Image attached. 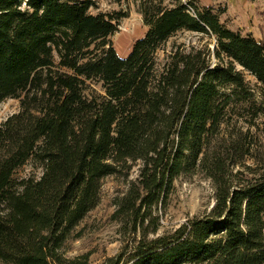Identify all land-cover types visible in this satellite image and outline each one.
Wrapping results in <instances>:
<instances>
[{
	"label": "trees",
	"instance_id": "16d2710c",
	"mask_svg": "<svg viewBox=\"0 0 264 264\" xmlns=\"http://www.w3.org/2000/svg\"><path fill=\"white\" fill-rule=\"evenodd\" d=\"M96 1L0 0V103L20 104L0 126V264H88L64 245L101 181L134 163L113 216L128 243L104 264H264V108L241 73L264 89V43L190 1L115 0L147 28L122 59L110 39L127 14H91ZM183 31L214 49L178 45L160 61ZM30 159L42 176L15 180ZM197 175L212 207L158 235L173 184Z\"/></svg>",
	"mask_w": 264,
	"mask_h": 264
},
{
	"label": "rangeland",
	"instance_id": "374dc122",
	"mask_svg": "<svg viewBox=\"0 0 264 264\" xmlns=\"http://www.w3.org/2000/svg\"><path fill=\"white\" fill-rule=\"evenodd\" d=\"M196 10L211 8L219 15V20L228 29L241 35L251 34L257 41L264 43V0H187ZM96 9L91 14L125 12L127 17L118 22L117 33L111 37V43L117 55L124 59L132 50L135 42L142 39L147 32L142 17L133 5L115 3V0H97ZM182 45L189 49L208 46L215 47V39L190 32H179L168 40L159 52L161 61L174 46ZM241 71L240 68H237ZM247 87L254 96L257 105L264 108V89L255 78L241 71ZM100 84L92 83L91 92L100 93ZM20 110L18 100L9 99L0 103V126L12 115ZM246 118V117H245ZM259 124L264 121L259 120ZM264 129V126H261ZM140 163L131 164L130 170H125L115 176L104 178L101 181L99 203L84 220L74 229L62 250L67 259H76L88 256V264H104L122 252L128 243L122 224L113 216L117 210L118 201L125 196L130 184L135 182L139 175ZM43 167L34 159L17 169L13 178L17 181L39 179ZM213 204V189L210 182L201 175L191 178H180L174 184L164 208H158L160 229L158 235L172 232L186 220L198 217L207 212Z\"/></svg>",
	"mask_w": 264,
	"mask_h": 264
},
{
	"label": "built area",
	"instance_id": "2783aa9c",
	"mask_svg": "<svg viewBox=\"0 0 264 264\" xmlns=\"http://www.w3.org/2000/svg\"><path fill=\"white\" fill-rule=\"evenodd\" d=\"M182 2H183L184 4H186L188 1H187V0H182ZM187 12H188L190 15H192V16L195 15L194 10H193L192 8H190V7H188Z\"/></svg>",
	"mask_w": 264,
	"mask_h": 264
}]
</instances>
